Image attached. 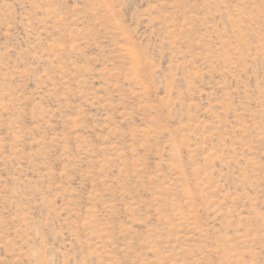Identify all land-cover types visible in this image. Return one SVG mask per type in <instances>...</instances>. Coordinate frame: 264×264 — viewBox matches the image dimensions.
<instances>
[{
    "label": "rangeland",
    "instance_id": "374dc122",
    "mask_svg": "<svg viewBox=\"0 0 264 264\" xmlns=\"http://www.w3.org/2000/svg\"><path fill=\"white\" fill-rule=\"evenodd\" d=\"M0 264H264V0H0Z\"/></svg>",
    "mask_w": 264,
    "mask_h": 264
}]
</instances>
